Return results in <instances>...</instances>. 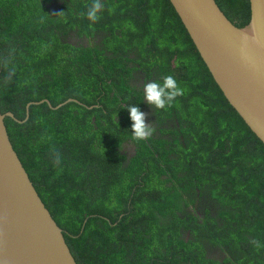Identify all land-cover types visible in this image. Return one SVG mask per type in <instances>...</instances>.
<instances>
[{
	"label": "trees",
	"instance_id": "16d2710c",
	"mask_svg": "<svg viewBox=\"0 0 264 264\" xmlns=\"http://www.w3.org/2000/svg\"><path fill=\"white\" fill-rule=\"evenodd\" d=\"M216 1L236 25L250 21L249 0ZM92 3L0 0V108L23 120L28 103L53 105L5 121L76 261L264 264V143L174 6L101 0L92 23ZM167 75L184 94L156 109L143 86ZM129 105L148 114L150 139H133Z\"/></svg>",
	"mask_w": 264,
	"mask_h": 264
},
{
	"label": "water",
	"instance_id": "95a60500",
	"mask_svg": "<svg viewBox=\"0 0 264 264\" xmlns=\"http://www.w3.org/2000/svg\"><path fill=\"white\" fill-rule=\"evenodd\" d=\"M229 103L264 143V0H249L251 17L238 26L216 0H170ZM0 108V264H78L11 141ZM77 99L70 98L54 108Z\"/></svg>",
	"mask_w": 264,
	"mask_h": 264
},
{
	"label": "clouds",
	"instance_id": "9594fccd",
	"mask_svg": "<svg viewBox=\"0 0 264 264\" xmlns=\"http://www.w3.org/2000/svg\"><path fill=\"white\" fill-rule=\"evenodd\" d=\"M103 5L101 0H93L92 5L88 8L86 16L89 21L96 23L100 20L99 13L102 11ZM144 100L149 105L154 106L156 109H165L176 100L177 97L184 94L177 80L172 75H167L161 81H149L143 86ZM130 119L132 121L131 130L133 139L136 141H144L150 139L155 131L153 124L147 122V113L142 111L138 105H129ZM55 163H60L59 155L55 156ZM251 243L260 248L262 245L256 239H252Z\"/></svg>",
	"mask_w": 264,
	"mask_h": 264
},
{
	"label": "flooded vegetation",
	"instance_id": "af4514ba",
	"mask_svg": "<svg viewBox=\"0 0 264 264\" xmlns=\"http://www.w3.org/2000/svg\"><path fill=\"white\" fill-rule=\"evenodd\" d=\"M125 149L128 151V157H131L135 154V146L133 143H125ZM215 252H213L212 254H214L217 258L219 257L220 254V250L218 248H214ZM222 256V254L220 255Z\"/></svg>",
	"mask_w": 264,
	"mask_h": 264
}]
</instances>
